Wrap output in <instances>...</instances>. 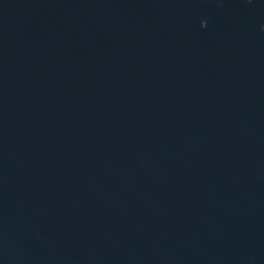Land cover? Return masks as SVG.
<instances>
[{
  "label": "water",
  "instance_id": "water-1",
  "mask_svg": "<svg viewBox=\"0 0 264 264\" xmlns=\"http://www.w3.org/2000/svg\"><path fill=\"white\" fill-rule=\"evenodd\" d=\"M0 264H264V0H0Z\"/></svg>",
  "mask_w": 264,
  "mask_h": 264
}]
</instances>
